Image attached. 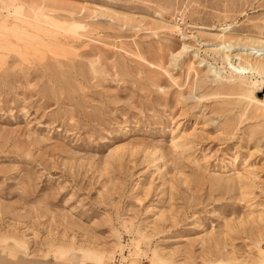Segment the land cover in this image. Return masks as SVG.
Listing matches in <instances>:
<instances>
[{
  "label": "rangeland",
  "instance_id": "obj_1",
  "mask_svg": "<svg viewBox=\"0 0 264 264\" xmlns=\"http://www.w3.org/2000/svg\"><path fill=\"white\" fill-rule=\"evenodd\" d=\"M262 62L264 0H0V264H264Z\"/></svg>",
  "mask_w": 264,
  "mask_h": 264
},
{
  "label": "bare ground",
  "instance_id": "obj_2",
  "mask_svg": "<svg viewBox=\"0 0 264 264\" xmlns=\"http://www.w3.org/2000/svg\"><path fill=\"white\" fill-rule=\"evenodd\" d=\"M224 57H226V58H228L229 59V56H227V55H224ZM262 65H260V67H258V70H261V71H263L264 72V63L262 62L261 63ZM253 68V67H252ZM251 68V70L253 71L252 73L254 74V73H257L258 75H259V73L256 71L257 69L255 68V69H252ZM233 69H236L235 67H233ZM236 70H238V71H240V72H243L244 70H243V68L241 67V68H237ZM247 80H245V82H246ZM247 84V86L248 87H250L251 88V91L249 92V97L250 98H252V100L254 99L255 100V97H254V95H255V93L256 92H262L263 93V97H262V99L261 100H258V102H260L261 104H263V107H264V81H261V82H258V81H255L254 83H246ZM245 180V179H244ZM246 182V181H245ZM246 189V188H245ZM247 190V189H246ZM245 191V190H244ZM7 256V259L9 260V262H11V260H12V258H10V257H8V255H6ZM4 264V263H3ZM8 264V263H7ZM10 264H12V263H10Z\"/></svg>",
  "mask_w": 264,
  "mask_h": 264
}]
</instances>
